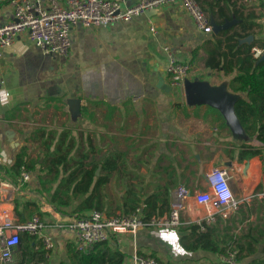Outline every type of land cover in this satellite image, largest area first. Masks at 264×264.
I'll return each mask as SVG.
<instances>
[{"label": "crops", "instance_id": "obj_1", "mask_svg": "<svg viewBox=\"0 0 264 264\" xmlns=\"http://www.w3.org/2000/svg\"><path fill=\"white\" fill-rule=\"evenodd\" d=\"M136 1L129 0V4ZM199 1L212 22L235 20L228 34L240 31L244 24L248 26V34L254 35L252 51L264 50V0ZM12 18L10 2L1 0L0 24ZM151 22L155 33L150 29ZM224 32L197 29L192 16L180 4L173 3L128 21L93 28L75 26L67 57L42 53L27 34L0 49V87L11 94L8 103L0 102V174L11 185L7 184L8 192L0 190V221L9 217L24 222L39 215L46 225L45 231L59 245L60 255L67 242L73 241L72 233L58 227L56 220L76 215L64 216L56 211L48 192L39 185L19 186L18 175L10 169L20 148L32 146L27 137L37 127L73 129L83 143L82 149L95 148L90 157L101 158L109 148L122 149L149 190L168 182L174 185L172 178L179 187L191 191L204 189L207 172L232 160L227 151L236 150L243 142H257L244 132L224 127L219 115L210 111L212 106L186 102L183 88L170 85L164 47L169 46L180 61L192 65L188 79L225 85L239 97L229 88L236 72L224 74L206 66V59L217 48L216 42L224 37ZM225 49L223 44L219 50ZM164 84L172 88L168 90ZM18 107L20 110L15 111ZM248 160L247 169V160L237 159L226 167L235 194L248 197L250 205L251 201L260 200L256 192L264 188V171L259 156ZM253 161L259 164L254 172ZM114 184L113 181L111 188ZM30 201L37 202L41 214L26 216L25 204ZM189 202L182 220L188 216L195 221L191 208L197 205L192 198ZM33 207L28 205L29 210ZM108 241L126 253V264H135L139 251L148 255L156 251L165 262L193 255L181 246L177 229L143 227L136 235L117 233Z\"/></svg>", "mask_w": 264, "mask_h": 264}, {"label": "trees", "instance_id": "obj_2", "mask_svg": "<svg viewBox=\"0 0 264 264\" xmlns=\"http://www.w3.org/2000/svg\"><path fill=\"white\" fill-rule=\"evenodd\" d=\"M228 30H225L223 38L217 40V48L209 54L206 66L224 74L236 72L229 81V88L240 95L235 102V111L244 132L257 144L243 142L226 154L239 162L259 156L264 171V59L261 55L255 56L252 42H241L249 35L248 26L244 24L240 31L230 34ZM223 44L226 49L220 51ZM209 109L219 115L226 127L221 113L216 108ZM29 138L32 146L20 148L10 169L18 176L22 169L33 173L40 186L48 192L54 209L62 215L79 216L93 210L108 215L118 210L124 213L139 211L148 221L154 215L161 216L171 210L173 188L179 187L178 181L172 178L174 185L168 182L152 190L147 189L143 186L144 177L128 163L122 149L113 147L107 149L101 158L90 157L89 153L95 148L82 149L83 143L78 135L68 128L59 131L37 127L27 140ZM258 166V162L253 161L251 170L254 172ZM200 178L201 175H197V179ZM113 181L114 188H111ZM32 204L34 207L29 210L28 205ZM251 209L245 204L227 218L218 216L212 224L193 221L178 226L181 246L193 255L167 262L156 251L149 255L160 264H230L222 262L218 255L235 251L234 264H264V221H251ZM25 210H28L26 216L41 214L37 202L26 203ZM259 246L262 249L258 256ZM138 254L144 253L139 251ZM15 256V264H50L40 238L29 232L21 234ZM126 258V253L112 247L109 241L99 242L87 251L78 250L74 242L69 241L65 245V258L57 264H126Z\"/></svg>", "mask_w": 264, "mask_h": 264}, {"label": "built area", "instance_id": "obj_3", "mask_svg": "<svg viewBox=\"0 0 264 264\" xmlns=\"http://www.w3.org/2000/svg\"><path fill=\"white\" fill-rule=\"evenodd\" d=\"M173 3L180 4L192 16L197 29L204 32L213 31L210 17L199 0H137L132 4H129V0H11L13 18L0 24V49L11 46L22 34H27L42 53L67 57L72 49V29L75 26L93 28L128 21L149 10ZM150 29L156 32L152 22ZM164 49L168 53L167 71L170 85L182 89L192 65L180 61L169 50V46ZM263 51L255 48L254 54L258 57ZM10 95L8 89L0 87V102L8 103ZM2 177L0 174V190L8 192L4 185L10 183ZM18 177L19 186H23L31 179V172L22 169ZM262 182L264 183V173ZM256 196L264 199V188L257 191ZM191 198L197 207L201 206L205 211L203 217L195 215V221H204L206 224L216 222L220 215L229 217L250 200L235 194L228 168L215 165L207 172L204 189L191 191L184 186L176 188L172 193L171 210L161 216L154 215L148 221L143 219L139 211L124 213L118 210L108 215L93 210L68 220L66 217H58L56 223L58 227L67 228L72 233L78 250L87 251L99 242L108 241L117 233L136 235L143 227L162 230L177 228L183 224L182 217L189 208ZM45 226L39 215H34L24 222H16L9 217L0 221V264H15V253L23 232L37 235L46 250V257L50 259L59 250V245L54 236L45 231ZM235 253L233 251L218 257L222 262L234 264ZM134 263L160 264L155 257L144 254H136Z\"/></svg>", "mask_w": 264, "mask_h": 264}, {"label": "water", "instance_id": "obj_4", "mask_svg": "<svg viewBox=\"0 0 264 264\" xmlns=\"http://www.w3.org/2000/svg\"><path fill=\"white\" fill-rule=\"evenodd\" d=\"M213 31L219 33L222 30L229 29L235 20H227L223 24L212 22ZM254 40V35L249 34L241 39V42L251 43ZM261 59H264V51L261 54ZM165 85V86H164ZM170 90L172 87L164 84ZM186 102L189 105H209L219 110L227 125L233 131L244 132L243 126L240 123L235 111V102L238 99L236 94H232L225 85H211L205 81L186 79L183 88ZM245 133V132H244ZM246 134V133H245ZM224 166L231 167L233 160H226L222 163ZM249 166V160L245 164V169Z\"/></svg>", "mask_w": 264, "mask_h": 264}, {"label": "rangeland", "instance_id": "obj_5", "mask_svg": "<svg viewBox=\"0 0 264 264\" xmlns=\"http://www.w3.org/2000/svg\"><path fill=\"white\" fill-rule=\"evenodd\" d=\"M236 176H237L238 179H240L239 174H236ZM255 177L258 178V175H255ZM12 181L14 182V180H12ZM37 185L40 186L39 180L33 173H31V179L28 182H26L25 187L34 188V186H37ZM41 189H43V188L41 187ZM42 195H43V197L45 199V197H46L45 194L43 193ZM249 206H251V208H252L251 209V217H250L251 219L250 220L254 221V222H259V223L263 222L264 221V199H260V200L256 199V201H251ZM191 212L193 214H195V215L198 214L199 217H203L205 215L204 208L201 207V206L192 207L191 208ZM184 218L185 219H183V221L184 220L185 221L183 223L193 222L191 219H189L188 216H185ZM177 228H175V229H177ZM261 249H262V246H259L258 247V253L256 255L259 256L261 254ZM63 257L65 258V249H64V252L62 253V255L57 254V252L54 253L52 255V257L49 259V262H50V264H57L61 260V258H63ZM16 259H17V256H16Z\"/></svg>", "mask_w": 264, "mask_h": 264}, {"label": "bare ground", "instance_id": "obj_6", "mask_svg": "<svg viewBox=\"0 0 264 264\" xmlns=\"http://www.w3.org/2000/svg\"><path fill=\"white\" fill-rule=\"evenodd\" d=\"M7 187H9V186H8L7 184H5V185H4V188H7Z\"/></svg>", "mask_w": 264, "mask_h": 264}]
</instances>
